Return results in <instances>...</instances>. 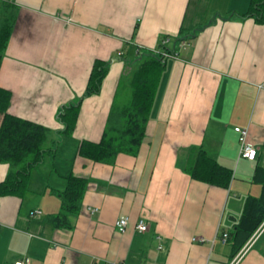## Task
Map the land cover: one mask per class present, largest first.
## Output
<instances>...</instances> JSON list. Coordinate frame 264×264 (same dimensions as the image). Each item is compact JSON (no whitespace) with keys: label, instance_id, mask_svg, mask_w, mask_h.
<instances>
[{"label":"crops","instance_id":"0c3cea01","mask_svg":"<svg viewBox=\"0 0 264 264\" xmlns=\"http://www.w3.org/2000/svg\"><path fill=\"white\" fill-rule=\"evenodd\" d=\"M208 1L202 18L205 0H0L17 10L0 63L8 113L51 130L54 150L32 169L22 198L0 197V264H230L239 253L230 234L246 197L260 196L253 174L264 168V22L242 16L250 0ZM162 36L175 57L165 60L138 153L109 163L78 156L80 142H97L111 107L128 98L116 103L125 69L118 53L156 52ZM95 60L110 61L102 90L82 101L73 134L60 138L59 109L83 94ZM234 127L248 129L255 160L238 158ZM194 146L233 171L228 188L191 179ZM7 171L0 164V182ZM68 173L87 185L71 227L58 229L47 218L59 211L55 193ZM120 216L129 218L123 234ZM237 264H264V231Z\"/></svg>","mask_w":264,"mask_h":264},{"label":"trees","instance_id":"16d2710c","mask_svg":"<svg viewBox=\"0 0 264 264\" xmlns=\"http://www.w3.org/2000/svg\"><path fill=\"white\" fill-rule=\"evenodd\" d=\"M16 14L14 6L3 3L0 5V63L14 28ZM242 16L254 17L258 23H263L264 0H250L249 10ZM164 39L167 37L160 38L156 52L139 53L133 60L118 56L122 57L125 63L119 80L120 87L121 83L129 86L130 101L121 107H111L100 139L97 142L81 141L78 156L94 163H109L119 154L135 156L138 153L145 137L159 82L165 71L166 59L162 57L161 52L174 53L173 49L163 45ZM109 64L110 61L95 60L83 94L59 109L57 119L63 128L56 134L60 138L73 134L82 101L100 94ZM11 97L7 89L0 87V164L8 165L7 174L0 182V197L22 198L27 191L32 169L42 163L46 154L54 152L51 146L47 145L53 132L40 124L9 114ZM190 152L192 156L188 174L192 180L219 188L229 187L233 175L231 169L211 158L200 146L192 147ZM64 178V189L55 193L60 204L59 211L47 218L48 223L58 229L71 227L69 218L79 212L87 185L86 179L71 173ZM253 181L260 185L261 194L259 197L248 196L245 199L241 217L229 238L234 254L243 247L264 220L263 167L255 168Z\"/></svg>","mask_w":264,"mask_h":264},{"label":"built area","instance_id":"2783aa9c","mask_svg":"<svg viewBox=\"0 0 264 264\" xmlns=\"http://www.w3.org/2000/svg\"><path fill=\"white\" fill-rule=\"evenodd\" d=\"M169 42V39H164L162 41L163 45H167ZM162 57L164 59L175 57L174 54H171L167 51L161 52ZM122 53H118V56H121ZM234 132L238 134V142H239V153L238 158L239 159H246L248 161H253L256 158L257 150L255 147H253L250 143L247 141L248 136V129L247 128H240V127H234ZM86 211L88 214L93 215L98 212V208L95 207H88L86 208ZM41 215L40 210H33L30 212V217L33 216H39ZM129 218L127 216H120L115 221V228L117 232L123 234L128 226ZM136 229L139 232H145L147 230V225L143 220H139V222L136 225ZM264 231V221L258 226V228L255 230V232L252 234V236L248 239L246 244L242 247V249L239 251V253L232 259L230 264H237L240 259L243 257V255L252 247V245L256 242V240L259 238V236ZM227 237V234L223 235L222 241L225 242ZM158 240H161L160 237H157ZM194 241L197 242H204L205 239L202 237L194 238ZM161 248V247H159ZM15 264H34L30 258H23L21 260H18L15 262Z\"/></svg>","mask_w":264,"mask_h":264},{"label":"rangeland","instance_id":"374dc122","mask_svg":"<svg viewBox=\"0 0 264 264\" xmlns=\"http://www.w3.org/2000/svg\"><path fill=\"white\" fill-rule=\"evenodd\" d=\"M211 8H212V4L210 3V1L205 0V2L203 3L202 12L200 13V16L203 18V15L205 13V17H207L208 14L211 12ZM121 85H122L121 86V93H122V95L120 94L118 96V99H116V103L119 104V100H121V98H123V97H126L125 93H127L128 94V98H127V100L125 102V104H127L130 101V97H131L130 93H131V90H130L129 86L126 83L125 84L124 83H121ZM40 170H43L44 171V165L42 167H40ZM33 172H34V170H33Z\"/></svg>","mask_w":264,"mask_h":264}]
</instances>
